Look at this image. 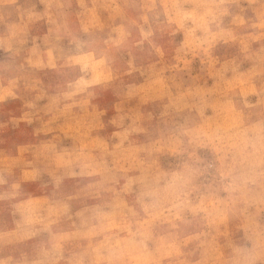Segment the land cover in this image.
<instances>
[{
	"label": "rangeland",
	"instance_id": "1",
	"mask_svg": "<svg viewBox=\"0 0 264 264\" xmlns=\"http://www.w3.org/2000/svg\"><path fill=\"white\" fill-rule=\"evenodd\" d=\"M0 264H264V0H0Z\"/></svg>",
	"mask_w": 264,
	"mask_h": 264
}]
</instances>
